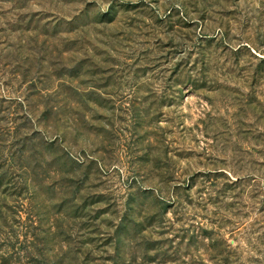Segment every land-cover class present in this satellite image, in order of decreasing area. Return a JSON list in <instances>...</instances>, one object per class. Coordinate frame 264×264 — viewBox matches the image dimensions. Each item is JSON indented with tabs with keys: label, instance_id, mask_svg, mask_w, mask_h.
Segmentation results:
<instances>
[{
	"label": "rangeland",
	"instance_id": "rangeland-1",
	"mask_svg": "<svg viewBox=\"0 0 264 264\" xmlns=\"http://www.w3.org/2000/svg\"><path fill=\"white\" fill-rule=\"evenodd\" d=\"M0 264H264V0H0Z\"/></svg>",
	"mask_w": 264,
	"mask_h": 264
}]
</instances>
